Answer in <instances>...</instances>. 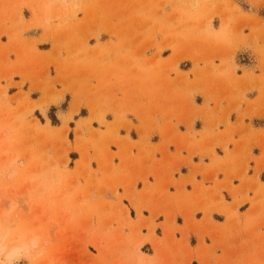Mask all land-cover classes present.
I'll return each instance as SVG.
<instances>
[{
	"label": "crops",
	"instance_id": "0c3cea01",
	"mask_svg": "<svg viewBox=\"0 0 264 264\" xmlns=\"http://www.w3.org/2000/svg\"><path fill=\"white\" fill-rule=\"evenodd\" d=\"M168 12L165 10V14ZM246 13L264 22L260 15ZM22 16L24 25H28L32 18L29 5L23 6ZM76 17L80 21L81 11ZM173 25L171 29L176 30ZM212 27L213 35L197 31L204 42L218 46L214 55L219 57L193 50V57L187 51L181 54L188 58H176L170 47L181 40L178 32H152L156 33L157 46H147L139 59L132 57L119 64V69L126 71L123 78L116 75L118 64L110 54L109 74L101 81L109 79L107 83L111 84H92L90 90L80 80L76 81L80 86L66 83L75 64L68 52L62 55L66 59L58 60L57 45L44 28L26 29L21 41L13 46L21 45L27 64H20L22 58L10 63L15 56L8 55V73L19 72L22 76L14 74L0 84L9 98L24 93L37 104L46 96L40 81L34 80L31 89V83L21 77L25 79L30 71V61L55 62L58 71L54 75L49 70V78L64 83L62 90L55 85L56 91L64 94L58 104L48 106L45 116L63 101L67 105L60 115L68 116L74 98L79 97L83 104L69 120L74 132L80 127L86 138L93 136V130L106 137L104 134H114L118 129L117 137L111 138L123 147L110 148L115 153L114 169L108 166L102 172L93 163L95 175L86 183L93 182L99 205L128 211L133 223L123 231L132 236L141 232L146 239L142 249L149 251L146 254L142 250L145 255L160 260L149 243L153 235L161 241L172 263L264 264V38L263 42L257 41L260 34L264 35V25L255 23L253 29L249 28L252 40L247 38L249 31L243 30L241 34L231 31L227 41L216 39L220 17H214ZM143 34L149 36L150 32ZM6 42L4 39L3 44ZM109 42L115 41L109 37L98 41L100 46H109ZM92 43L90 47L96 45ZM161 44L165 46L162 49ZM184 44L186 40L180 47ZM236 45L234 56L229 58ZM9 50L13 52V48ZM11 79L13 83H9ZM121 81L126 83L123 94L112 86ZM46 87L51 90L50 83ZM89 104L95 109L94 120ZM103 115L107 125L97 119ZM57 117L60 122L56 126L60 128L63 121ZM33 119L30 116L28 123ZM76 160H81V154ZM107 186L111 191L105 190ZM113 227L120 229L119 225Z\"/></svg>",
	"mask_w": 264,
	"mask_h": 264
},
{
	"label": "rangeland",
	"instance_id": "374dc122",
	"mask_svg": "<svg viewBox=\"0 0 264 264\" xmlns=\"http://www.w3.org/2000/svg\"><path fill=\"white\" fill-rule=\"evenodd\" d=\"M82 1V8L81 0L0 2V82L13 78L14 74L22 76L19 72L8 73V55L15 56V61L10 63L22 58L24 52L21 45L17 43L14 47V43L21 41L20 36L26 29L44 28L46 35L52 37L57 45L58 60L70 53L71 62L75 64L71 67L74 72L67 77L66 83L77 84L76 81L80 80L81 85L90 90L92 84H111L107 83L109 79L101 81L109 74L107 64L110 54L118 64L116 75L123 78L126 71H121L119 64L126 63L132 57L139 59L147 46H157L154 38L156 33L152 32L164 33L169 29L178 32L181 40L170 47L176 58H188L181 54L187 51L193 57L197 50L200 53L204 51L208 57H219L218 54L214 55L218 46L213 42L205 43L197 31L213 35L214 17H220L221 20V29L215 34L217 40L227 41L231 31L241 34L243 30L249 31L247 38L252 40L250 29L255 23L264 25V22L246 13L264 18V0H98L94 4L95 0ZM56 2L62 4L61 7ZM25 5H29L32 10L28 25H24L22 16ZM165 10L169 12L165 14ZM79 11L82 14L81 22L76 17ZM239 21L246 24H239ZM76 24L79 26L73 28ZM173 24L176 30L171 29ZM229 25H232L231 30ZM214 26L218 24L214 23ZM143 31H149L150 35H144ZM260 35L262 37L257 41L263 42L264 35ZM108 37L115 42L100 46L98 41ZM4 39L7 41L5 44ZM46 40L50 42L49 38ZM184 40L186 44L180 47ZM92 42L96 45L90 47ZM234 43H238V40L235 39ZM237 45L232 48L229 58L234 56ZM162 47L165 46L159 45L160 49ZM10 48H13L14 53L10 52ZM27 61L23 57L20 64L25 65ZM29 64L30 71L23 74L25 79H21L30 82L31 89L34 80L40 81V89L45 90L46 94L41 102L31 103L24 93L9 98L6 88L0 84V232L34 235L41 243L50 242V254L45 264H185V261L172 263L169 254L163 252L161 241L153 235L149 243L160 260L145 255L143 252L148 254L149 251L142 249L146 239L141 236V232L132 236L123 231L133 223L128 211L124 207L112 208L111 205H99L95 201L97 189L93 182H86L95 175L93 163L101 171L108 166L114 169L115 153L110 148L123 147L111 138L113 135L117 137L118 129L114 134H104L106 137H101V132L93 130V136L86 138L80 127L74 132L73 123H69V120L83 104L79 97L74 98L68 116L60 115L67 105L63 101L60 106L47 112L46 117L48 106L56 105L63 99L64 93H58L55 85L62 90L64 83H57L55 77L49 78L50 71L54 75L58 71L55 62L30 61ZM9 83H13L12 79ZM49 83L52 92L46 87ZM125 85L123 81L112 83L122 94ZM89 108L92 111L91 120H94L95 109L92 104H89ZM36 109L45 118L39 112L34 113ZM57 115L63 121L60 128L56 126L60 122ZM30 116L34 119L28 123ZM97 119L100 124L107 125L104 115ZM80 154L81 160L77 161ZM111 189L107 186L105 190ZM9 208L11 212L7 211ZM114 225L120 226L119 231L114 229ZM140 256L144 258L142 262Z\"/></svg>",
	"mask_w": 264,
	"mask_h": 264
},
{
	"label": "clouds",
	"instance_id": "9594fccd",
	"mask_svg": "<svg viewBox=\"0 0 264 264\" xmlns=\"http://www.w3.org/2000/svg\"><path fill=\"white\" fill-rule=\"evenodd\" d=\"M7 211L11 212V208ZM11 235V232H0V264H45L50 254V242L41 243L39 238H32L10 246L7 240Z\"/></svg>",
	"mask_w": 264,
	"mask_h": 264
},
{
	"label": "bare ground",
	"instance_id": "6f19581e",
	"mask_svg": "<svg viewBox=\"0 0 264 264\" xmlns=\"http://www.w3.org/2000/svg\"><path fill=\"white\" fill-rule=\"evenodd\" d=\"M1 229L2 228L0 226V231H2ZM3 233H7V232H3ZM32 238H36V237L34 235H26V234L16 235V234H12L11 237L7 240V243L11 246V245H15V244L19 243L21 240H29V239H32ZM142 260H143V258L140 256V261L142 262Z\"/></svg>",
	"mask_w": 264,
	"mask_h": 264
}]
</instances>
